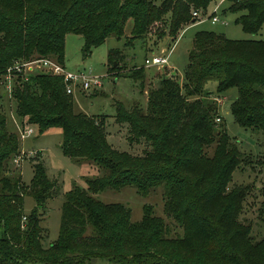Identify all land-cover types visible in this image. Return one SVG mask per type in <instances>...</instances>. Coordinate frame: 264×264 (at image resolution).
<instances>
[{
    "label": "trees",
    "instance_id": "obj_1",
    "mask_svg": "<svg viewBox=\"0 0 264 264\" xmlns=\"http://www.w3.org/2000/svg\"><path fill=\"white\" fill-rule=\"evenodd\" d=\"M213 1L0 0V264H264V234L253 237L249 223L239 220L248 189L228 188L234 169L250 161L226 134L215 103L200 98L208 80L214 81L217 97L234 88L229 105L234 123L260 133L264 145V35L237 41L196 32L181 87L172 73L146 91L144 109L116 103L113 119L125 125L126 142L148 147L140 155L107 143L104 118L74 113L58 77L13 74L10 93L3 90L5 71L14 61L52 57L63 67L66 34L81 37L83 57L106 38H120L127 20L129 41L145 43L152 35L173 41L183 25L195 22L191 13L203 14ZM224 1L243 33L264 29V0ZM107 57V74L115 76L119 56L109 51ZM128 76L142 90L143 68H132ZM7 98L23 125L39 134L59 129L61 154L100 171L84 179L85 188L72 186L63 194L58 234L48 247L41 245L40 222L57 187L37 161L27 187L19 174L9 175L19 148L16 135L5 127L2 101ZM256 161L264 180V151ZM126 186L142 197L160 189L173 227L154 216L150 206H143L140 220L131 223L126 206L93 197ZM24 195L34 203L26 215ZM257 218L264 230V200Z\"/></svg>",
    "mask_w": 264,
    "mask_h": 264
},
{
    "label": "rangeland",
    "instance_id": "obj_2",
    "mask_svg": "<svg viewBox=\"0 0 264 264\" xmlns=\"http://www.w3.org/2000/svg\"><path fill=\"white\" fill-rule=\"evenodd\" d=\"M219 1V0H215ZM216 2V3H217ZM214 2L210 3L203 13V17L209 15ZM228 3L224 1L217 10V17L220 22L210 24L205 20L199 24L183 25L174 40L167 35L162 38L152 35L148 41L142 43L139 39L129 41L131 21L127 20L123 28V35L120 38L108 37L104 42L90 50L87 56L81 55L82 39L78 35L66 34L63 39V68L66 72L74 73L81 71L89 72L91 76L98 78L100 87L93 91H73L71 93L72 109L74 113H80L89 117L104 118V131L107 143L119 152L131 155H140L148 147L143 144L129 145L126 142L125 125H118L114 122L115 104L120 103L125 109L131 106H138L142 109L146 104V91L157 86V80L169 78L172 73L175 80L181 87L183 84V73L187 64V51L192 46V38L196 32L206 31L215 35H221L228 40H260L263 38V27L255 35H248L242 32L240 26L235 23L237 14L227 11ZM202 17V16H201ZM109 51L117 52V75L107 74V54ZM160 52L167 56V63L162 68L154 66L145 67L144 59L152 54L159 55ZM143 68L142 90L140 82L129 78V71L132 68ZM214 81H205L202 86L200 98L204 101L214 102L217 107V114L222 122L223 129L229 138L237 143V147L249 164H241L231 173L228 188L234 186L247 187L248 193L242 203L239 220L249 223L250 234L259 238L263 236V225L257 218V210L260 202L264 200L262 171L257 164V158L264 151L263 140L258 132H251L236 125L229 113V105L236 96L234 88L228 89L220 96L214 93ZM182 89V88H181ZM2 112L5 116L6 130L16 135L18 141L19 155L9 164V175H20L23 186L27 187L32 177V164L40 162L45 169L49 180L55 183L57 193L48 199L42 209L40 227L44 230L41 245L48 247L56 240L58 234L60 205L63 194L72 186L85 188L84 179L96 177L100 174L99 169L89 162H76L73 159L61 154V132L57 128H50L43 133H38L35 127L33 133L20 139L19 132L25 120L18 119L14 115V105L11 99L2 101ZM220 122H216L219 124ZM93 197L103 204H121L130 211V222H138L142 215V207L150 206L153 215L160 217L164 223L172 226L171 221L163 212V199L160 189H154L148 196L138 195L134 188L126 186L118 191L104 190ZM22 210L26 215L34 207L32 199L23 196ZM173 227V226H172ZM177 233H180L178 231ZM99 264V263H96Z\"/></svg>",
    "mask_w": 264,
    "mask_h": 264
},
{
    "label": "built area",
    "instance_id": "obj_3",
    "mask_svg": "<svg viewBox=\"0 0 264 264\" xmlns=\"http://www.w3.org/2000/svg\"><path fill=\"white\" fill-rule=\"evenodd\" d=\"M224 0H220V2L212 8L210 14L207 16V19L210 21V24L214 23H222L226 25L224 22H220L219 18L216 16L219 5ZM191 18L196 23L202 22L201 13L192 12ZM194 22V23H195ZM187 26V25H186ZM144 66H154L156 68H162L163 65L167 63V56H164L163 52H160L159 55H151L148 59H144ZM40 73L45 75H50L54 77H58L61 79V82L64 85V91L66 95H70L73 91H93L100 87V82L98 78L91 76L89 72L84 73L81 71H76L74 73L66 72L64 68L59 65L54 58L46 57L41 59H33L30 61H14L12 65L6 69L4 76V87L3 90L7 94L10 93L11 90V75H28ZM218 119H216V122ZM33 133V129L29 128V126L25 125L19 132L20 139L30 136Z\"/></svg>",
    "mask_w": 264,
    "mask_h": 264
},
{
    "label": "crops",
    "instance_id": "obj_4",
    "mask_svg": "<svg viewBox=\"0 0 264 264\" xmlns=\"http://www.w3.org/2000/svg\"><path fill=\"white\" fill-rule=\"evenodd\" d=\"M213 2H214L213 5H216V4H218V3L220 2V0H219L218 2L214 0ZM216 2H217V3H216ZM223 2H224V1H223ZM220 5H221V4H220ZM220 5H219V6H220ZM201 16H202V17H201L202 22L205 21V20H208V19H207V16H208V15H206V16L203 17V14H201ZM216 16H217V15H216ZM200 23H201V22H200ZM197 24H199V23H197Z\"/></svg>",
    "mask_w": 264,
    "mask_h": 264
}]
</instances>
